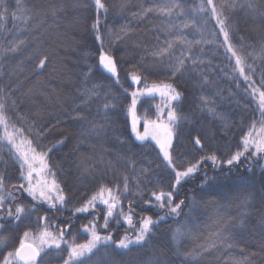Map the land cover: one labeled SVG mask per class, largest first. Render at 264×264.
<instances>
[{"label":"trees","instance_id":"16d2710c","mask_svg":"<svg viewBox=\"0 0 264 264\" xmlns=\"http://www.w3.org/2000/svg\"><path fill=\"white\" fill-rule=\"evenodd\" d=\"M16 2L6 0L10 13L16 11ZM21 2L30 11L31 20L25 24L13 20L9 14L6 20L0 21V89L3 90L0 98L6 104L10 125L23 129V135L31 139L34 146L41 145L38 151L52 149L48 153L49 166L67 200L61 212H54L47 205H37L39 211L19 223L6 218V230L0 233L6 241L0 245V264L7 251L18 247L25 231L39 233L42 222L38 226L37 216L47 215L52 231L70 223L72 227L67 229L65 240L71 242L74 236L75 241L82 244L90 239L82 226L90 222L96 223L101 235L111 234L112 240L118 242L125 234L135 237L140 217L151 215L153 220H159L167 212V207L160 209L155 202L152 206L141 204L140 196H132L137 184L144 199L151 198L153 191L172 190L174 174L154 143L142 144L131 132L128 108L130 93L137 86L132 85L130 73L138 71L133 65H140L142 56L151 60L148 52L164 47L166 40L180 31L190 41L201 40L191 49V55L198 62L192 65L186 60L185 71L178 73L174 80L168 79L170 70L166 67L154 73L149 68L140 73L139 85L172 83L182 94L178 112L184 118L177 129L174 158H178L182 166L212 153L226 159L236 151H243L242 141L253 124L259 131L261 118L257 103L248 95L250 89L236 70L235 60L222 46L223 37L215 20L198 12L200 0H182L185 15H173L171 22L177 27L171 29L162 23L166 19L162 15L149 13L140 18L136 15L143 8L164 0H123V9L122 0H102L108 11L105 16L100 10V34L104 48H110L117 59L120 85L128 89L127 93L99 66L100 42L92 27L97 18L94 0H83L86 7L81 6V0ZM255 3L258 13H264V0H255ZM53 8L57 9L55 15L51 12ZM226 14L232 24V42L248 63L256 66L252 78L259 85L264 60H254V57L261 55L264 48V23L259 14L253 15L246 8ZM205 18L206 24L203 23ZM183 22H188L190 27L183 29ZM121 29L128 30L126 36ZM109 31L123 38L111 44ZM21 40L24 44L15 53L6 51ZM182 47L175 44L173 51L177 56ZM45 55L48 57L45 68L39 69L38 60ZM245 73L251 75L247 66ZM94 84L103 85L96 89L100 95L89 98L84 90ZM106 95L115 104L107 116L104 114ZM202 97L207 98V105L214 107V112L204 106ZM157 105L164 106L160 96L141 98L138 115L142 120L145 115L155 119ZM197 137L203 149L195 145ZM60 140L63 143H58ZM205 174L209 178L207 183ZM0 175L9 186L23 182L14 150L10 151V146L3 141H0ZM124 177L128 179V196L132 197L135 229L123 218L118 225L110 221L109 228L104 229L102 211L98 212V221L92 220V212H74L75 207L101 185H121L122 188ZM174 195L173 203L184 201L179 215L169 214L159 220L146 244L114 251V246H110L107 253L94 257V264L96 259L106 264H156L157 261L163 264H235L237 261L264 264V158L250 151L241 157L239 165L231 168L227 164L216 168L205 160L200 171L183 181ZM121 200V206L127 211L128 198L122 196ZM16 203L28 207L34 202L27 193L21 192ZM177 229L182 235L174 239ZM221 230L231 238L233 247L217 241L211 252L195 258L188 256L216 240L215 233ZM65 249L66 245H62L59 252L49 249L41 254V259L45 264H63L67 258Z\"/></svg>","mask_w":264,"mask_h":264},{"label":"snow or ice","instance_id":"6c2138e0","mask_svg":"<svg viewBox=\"0 0 264 264\" xmlns=\"http://www.w3.org/2000/svg\"><path fill=\"white\" fill-rule=\"evenodd\" d=\"M95 7L97 9V18L93 24V30L95 32L96 40L100 42L101 52L99 55V66L109 74L111 78H114V83L120 85V76L118 72L117 59L115 55L111 53V49L104 48V41L100 34V10H103V14L107 15V8L102 0H94ZM81 6H87L81 0ZM121 9L125 7V3L122 0L120 5ZM237 8L247 9L253 15L259 14L262 23H264V13H258L255 0H200L198 7L199 13L207 14L208 18L214 19L218 26L219 33L223 37L222 46L226 48V51L231 54V58L235 60L236 70L239 71L240 76L247 82L248 95L257 103V108L260 113L259 131L256 130V125L251 126V130L242 141L243 151H236L230 157L221 159L216 154L201 156L195 160V162H189L187 166H182L181 161L178 158H174V142L178 138L177 129L179 127L181 119L184 117L178 112L179 102L181 100V92L172 83L159 82L148 85L144 84L143 87H139L142 82V75L140 73L147 72L151 68L152 72L160 71L162 67L169 69L168 79L174 80L178 73L185 71V61L190 60L192 65H195L198 61L191 55V49L193 44L201 43V40L190 41L187 39L183 31H180L175 37L166 40L164 47H157L154 50L148 52V55L152 57L148 60L147 57L142 56L140 65H133L138 68V71L130 73V79L132 85L137 86L135 90L131 91V104L128 108V113L131 117V132L135 135V139L142 144L146 142H154L159 148L160 153L163 156V160L166 162L167 167L171 169L174 174V183L172 190L165 192L164 190L153 191L151 198L144 199L139 185L137 184L136 191L132 193V196H140L139 203L152 206L155 202V206L160 209L167 207V212L162 215L159 220H163L165 216L169 214L178 215L181 206L184 204L183 200L178 203H173L175 200L174 192L178 189L183 181L193 178L195 174L200 171L201 165L205 160L209 161L213 167H221L227 164L229 168L233 165H239L241 163V157L245 153L251 151L252 155L256 157L264 158V69H262L260 83L257 85L256 80L252 77L256 73V66L254 63H248L243 53L237 51L231 39L232 24L230 22L227 12L235 11ZM57 9L51 10L52 15L56 14ZM17 12L20 14L17 15ZM149 13L159 14L165 17V21L162 23L166 25L168 29L177 27L171 22L173 15L177 17H183L185 15V9L183 7L182 0H164L163 3H159L156 6H150L143 8L140 13L136 15L138 18L141 16H148ZM11 15L13 20H21L25 24L32 19L29 10L25 9L21 0L16 2V11L10 13L9 6L6 0H0V21L6 20ZM203 23H207V19L203 20ZM190 27L188 22H183L182 28L187 29ZM200 29L198 28L197 31ZM126 29H121L124 36L127 35ZM111 44H114L117 39L123 38L120 34H113L111 31L108 33ZM264 39V37H262ZM243 40V37H241ZM176 43L181 44L183 47L180 50V55L177 56L173 51ZM24 41H19L14 47L7 49L15 53ZM244 47L243 44L240 45ZM248 55H252L249 53ZM175 59V62L171 61ZM255 59L264 60V48L261 49V55L254 57ZM48 57L45 55L38 60L37 67L44 69ZM167 61V63H166ZM248 67L250 74L245 73V67ZM195 70V69H193ZM91 68L89 69V73ZM87 79V76L85 77ZM146 79V77H144ZM205 82H207L205 80ZM101 84H94L92 88H86L84 91L89 98L91 96H99L100 93L96 89L102 87ZM123 92L127 93L128 89L123 88L120 85ZM0 91H3L0 89ZM157 94L162 98L164 106L157 105V116L155 119H149L146 115L143 117L144 126L143 131L140 130L141 117L137 115V105L140 103V99L144 97H155ZM205 100V107L207 105V98ZM115 108V104L111 103L105 96L104 114L108 115L109 109ZM167 109L165 112L164 109ZM210 112H214V107H209ZM11 128V130H10ZM0 129L3 134L0 135V141H3L10 146V151L14 150L15 158L19 164L21 180L23 182L12 185H7L3 175H0V233L6 230L5 219L12 220L19 223L24 219H27L30 215L39 211L37 205H47L48 209L54 210V212H61L65 208L67 197L64 195V190L60 184L57 183L55 173L52 172L49 162L48 153L52 151L48 148L47 151H38L41 145H33V141L23 135V129L16 128L15 125H10L9 118L6 114V104L3 102V98H0ZM37 135L41 133L37 132ZM58 143H63L62 140ZM195 145L203 149L201 140L197 137L194 141ZM55 147V145H53ZM47 177H53L49 180ZM207 174L204 176L205 183L208 181ZM9 187L13 190H6ZM24 192L27 193L31 200L34 202L28 207H25L23 203H16L18 194ZM129 185L127 177H124L121 185H113L111 187L107 185H101L98 190L91 195L80 206L75 207V213L87 214L92 212V220L98 221L100 219L98 212L105 213L104 222L102 227L104 229L109 228V222L112 221L115 224H119L121 218L126 224L135 229L133 224L134 209L132 206V197L128 196ZM128 198L127 211L124 210L121 197ZM102 206V207H100ZM159 220H153L151 215L142 216L139 220V228L136 231L135 237L132 238L125 234L118 242L112 240V235H101L97 231L96 223L90 222L89 225L82 226L83 231L90 235V239L86 243H77L75 237L71 236V242L65 240V234L68 228L72 225L69 223L66 227H57L55 231H52V224L49 221L47 215L37 216V224L40 226L42 222L41 230L38 234H33L31 231H25L23 238L19 241L18 247L12 251H7V254L3 257V264H45V261L41 259V254L46 253L47 250L52 249L59 252L62 245H66L67 258L63 260V264H94V257H100L101 253H107L110 246H114L112 250H130L132 246L144 245L150 239L153 234L154 227L159 223ZM182 235L179 229L176 230L174 239H178ZM216 240L212 243L203 245L199 252L193 251L188 253L189 257L195 258L201 256L204 253H209L217 246V241L224 243L226 247H233L231 238L224 233L223 230L215 233ZM5 238L0 236V245L5 244ZM95 264H106L100 259L95 260ZM156 264H163V261H157ZM235 264H243V262L237 261Z\"/></svg>","mask_w":264,"mask_h":264},{"label":"rangeland","instance_id":"374dc122","mask_svg":"<svg viewBox=\"0 0 264 264\" xmlns=\"http://www.w3.org/2000/svg\"><path fill=\"white\" fill-rule=\"evenodd\" d=\"M156 96H159V94H157ZM138 107V105H137ZM137 115H138V112H137ZM139 116V115H138ZM131 118V117H130ZM143 126H144V121L141 119V122H140V130L143 131ZM135 136V135H134ZM154 143V142H152ZM155 144V143H154ZM47 179L51 180L49 177H47ZM179 215V214H178ZM178 215H175V216H178Z\"/></svg>","mask_w":264,"mask_h":264}]
</instances>
